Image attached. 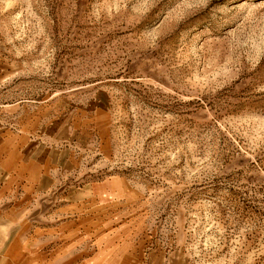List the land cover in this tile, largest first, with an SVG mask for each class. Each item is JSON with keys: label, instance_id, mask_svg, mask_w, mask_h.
Masks as SVG:
<instances>
[{"label": "rangeland", "instance_id": "1", "mask_svg": "<svg viewBox=\"0 0 264 264\" xmlns=\"http://www.w3.org/2000/svg\"><path fill=\"white\" fill-rule=\"evenodd\" d=\"M17 130L62 164L0 176V264H264V0H0Z\"/></svg>", "mask_w": 264, "mask_h": 264}, {"label": "crops", "instance_id": "2", "mask_svg": "<svg viewBox=\"0 0 264 264\" xmlns=\"http://www.w3.org/2000/svg\"><path fill=\"white\" fill-rule=\"evenodd\" d=\"M46 152L43 146L33 144L30 134L25 131L0 135V176L7 174L13 181H21L28 194L50 196L55 187L51 176L60 171L62 162L59 152L53 155ZM105 190L104 184L96 185L92 186L91 193L98 197L105 194L102 191L108 192ZM79 206L76 201L75 209Z\"/></svg>", "mask_w": 264, "mask_h": 264}]
</instances>
